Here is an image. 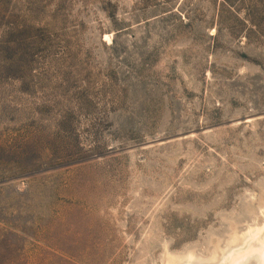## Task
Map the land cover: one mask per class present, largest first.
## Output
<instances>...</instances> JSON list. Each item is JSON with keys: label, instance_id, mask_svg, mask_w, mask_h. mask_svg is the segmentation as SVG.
I'll list each match as a JSON object with an SVG mask.
<instances>
[{"label": "rangeland", "instance_id": "374dc122", "mask_svg": "<svg viewBox=\"0 0 264 264\" xmlns=\"http://www.w3.org/2000/svg\"><path fill=\"white\" fill-rule=\"evenodd\" d=\"M263 222L264 0H0V264H216Z\"/></svg>", "mask_w": 264, "mask_h": 264}, {"label": "bare ground", "instance_id": "6f19581e", "mask_svg": "<svg viewBox=\"0 0 264 264\" xmlns=\"http://www.w3.org/2000/svg\"><path fill=\"white\" fill-rule=\"evenodd\" d=\"M182 264L200 263L189 259ZM216 264H264V222L248 229L241 244L223 254Z\"/></svg>", "mask_w": 264, "mask_h": 264}]
</instances>
